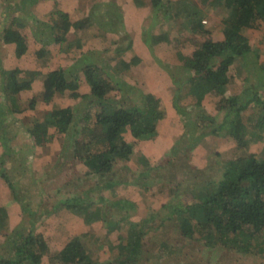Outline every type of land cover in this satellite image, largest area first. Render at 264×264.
<instances>
[{
	"label": "trees",
	"instance_id": "16d2710c",
	"mask_svg": "<svg viewBox=\"0 0 264 264\" xmlns=\"http://www.w3.org/2000/svg\"><path fill=\"white\" fill-rule=\"evenodd\" d=\"M41 1L22 0L20 3L19 0L12 4L10 9L14 8L15 11L28 7L36 9ZM153 1L155 7L147 9L146 0H136L135 9L145 16L152 13L155 17L161 8L167 7L166 15L172 22L185 18L187 32L195 37L194 49L192 48L190 54L181 50L177 56L182 63V72L187 74L188 90L197 98L198 105H202L200 103L206 97L214 99L217 111L213 116L202 109L199 111V117L194 120L186 118L189 114L186 109L177 112L182 119L175 120L173 125H176V128L167 136L173 143V149L170 150L173 158L161 162L160 165L153 164L151 156L146 157L141 154L139 158H135L138 155L136 151L138 143L158 137L160 132L158 124L167 117L160 98L153 92L147 91L140 94L141 99L137 102L132 98H128L127 101L122 99L124 101L116 102L115 106L111 104L112 99L109 98L112 91H115L111 83L118 79L112 78L107 70L119 74L129 70L134 71L135 67L141 69L150 64L152 53L155 63H162V58L156 57L153 50L157 49L161 53L162 49H166L165 45L176 43L173 40L176 35H168L162 26H159L157 31L151 28L147 34L144 32L143 39L138 37L132 39L126 46L121 44L122 46L115 48L113 45V50L109 42L106 47L110 51L106 53L114 52L111 58L103 59L102 65L95 61L82 65L79 70L83 75L82 81L90 87L87 94L79 92L81 81L71 75L73 70L68 71L59 67L48 73H40L31 70L30 62L27 61L14 66L11 70L2 68L7 99L11 106L21 111L29 107L35 109L37 101L28 98L26 93L39 85L43 88L42 97L45 104L51 103L57 95H66L68 91L71 92L73 100L83 101L93 96L101 102L96 105L101 107L100 111L94 115L93 112L86 113L83 116V125L74 133L73 128L79 123H75V111L71 107L48 111L42 119L33 118L28 132L37 147L45 146L51 139L50 127L60 136H73L75 132L77 136L83 134V139H75L74 157L78 163H83L88 168L87 174L115 176V163L135 162L137 168L128 171H132L136 177H146L152 181L151 189L157 190L154 192L156 199L152 200L155 204H151L148 212L143 216L144 224L140 225L139 222L133 221L134 211L123 213L115 222L127 226L128 230L122 240L123 243L119 246L120 254L114 258V264H141L147 233L154 228L167 233L166 226L174 217L187 239L193 240L198 236L208 243L210 249L225 248L231 258L233 254L240 257L250 256V262L260 260L259 264H264V170L261 171L264 164L263 166L259 164L257 154L251 151L253 145L264 141V64L259 63L257 54L261 48L258 46L261 40L257 41L258 44L256 41L253 42L252 45L244 35V30L258 27L264 22V0H201L205 5L208 3L214 6L213 8L217 10L215 16H218V10L223 11L219 19L213 20L223 32L222 38L216 40L207 36L210 31L206 30L203 24L207 8L199 7L193 0H178L176 4L165 0ZM218 4L219 6L216 7ZM170 9H173V13ZM9 18L5 22L2 21L0 43L13 48L12 56L21 61L24 56L32 52L27 38L20 30L26 27L27 20L17 16ZM88 20L84 21L82 18L74 21L69 13L57 9L52 13L51 24L40 21L37 24L51 26L55 43L61 45L68 40L67 36L72 30L84 29ZM262 39L264 40V34ZM105 40L101 43L102 47ZM175 45L178 47L177 44ZM46 47L47 45H44L36 52L39 58L48 54ZM85 54L93 56L96 52ZM252 64L257 66V74L253 73L254 68H249ZM243 67L247 68L245 76L238 74V69L244 71ZM234 68L237 73H231ZM22 74L25 75L24 78ZM250 74L257 75L256 83L252 82ZM121 85L131 84L124 81ZM116 90L122 89L117 86ZM22 97L28 102L26 108H22L17 103ZM114 100H119L118 96ZM248 112L249 117H247ZM192 122L196 124L193 129ZM184 139L186 144L179 149L178 145ZM4 143L5 141L0 142V178L15 196L19 188L15 182L17 179L15 175H10L8 172L12 171L5 167L12 150ZM155 143V150L166 151L169 142L156 140ZM216 144L220 146L215 147ZM94 146H99L101 150L94 152ZM196 149H202L207 156L215 153H217L216 157L220 155L224 161L221 162L224 168L221 183L212 176L209 169L206 173H201L187 163L190 158L188 154ZM177 155L178 162L175 161ZM179 164L184 165L183 169L186 172L184 178L172 174L173 169ZM256 170L259 171L258 174H254ZM125 171L127 172V169ZM159 177L163 180H158ZM129 185V181L123 177L120 182L108 184L106 190L116 189L117 186L126 188ZM183 197V202L170 205V202ZM189 199L192 201L189 202ZM15 200H17L15 204L18 205L19 200ZM185 200L188 203H184ZM104 201L103 198L100 199V203ZM158 201L161 202L159 208L156 205ZM122 202L123 199H120L118 203ZM15 204L0 206V216H3L0 220V239L4 238L1 231L8 229L11 218L16 213V209H13ZM62 205L74 215L83 217L86 225L105 222L103 207L91 212L90 209L95 205L89 202L88 198L73 194ZM157 212L161 215L165 212L160 224L156 221ZM12 232V236L7 238L13 237L15 240L11 241L13 254L0 257V264H39L48 249L44 237L33 231L22 233L19 228L13 229ZM82 238L83 236H77L72 239L55 258H59L61 264H102L87 252ZM175 253L169 250L168 256L173 259ZM153 255L155 261L158 256Z\"/></svg>",
	"mask_w": 264,
	"mask_h": 264
},
{
	"label": "rangeland",
	"instance_id": "374dc122",
	"mask_svg": "<svg viewBox=\"0 0 264 264\" xmlns=\"http://www.w3.org/2000/svg\"><path fill=\"white\" fill-rule=\"evenodd\" d=\"M12 1L14 3H11ZM18 1H0V31L3 29L1 27L2 21L9 20V17L17 16L26 19V27L20 30L27 38L32 50L31 55H26L21 61H18L12 56L14 49L0 43V128H2L0 130V142L5 141L4 144L11 147L12 151H10V157L7 158L5 167L7 170L12 171L8 172L10 175H15L17 179L15 182L19 187L14 196L9 186L0 178V206H12L17 201L15 199L20 202H18V205L15 204L13 206V209H16V213L12 216L8 229L5 228L1 231V235L4 238L0 239V257H8V255L13 254L11 241L13 240L14 242L15 240L13 237H7L12 236L13 229L19 228L22 233L27 234L33 231L35 234H41L44 237L48 249L39 264H61L59 258L56 259L55 257L68 242L77 236H83L81 240L84 248L97 261L102 264H114V258L120 254L119 246L123 243L122 240H124L128 230L127 226L115 222L119 220L123 213L134 211L133 221L139 222L140 225L144 224L143 216L146 215L151 204H155V201L152 200L156 199L154 192H157V190L151 189L152 181L146 177H136L132 173L137 168L135 162L115 163V176L113 174L108 177L87 174L88 168L83 163H78L74 157L75 139H83V134L77 136L75 132L73 136H60L55 133L54 128L50 127L49 135L51 139L48 140V143L43 147L35 146L28 132L29 124L33 118L42 119L48 111L71 107L75 111V123L80 124L73 128L74 133L77 128L83 125L82 120L86 113L93 112L94 115L97 114V111H100L101 107H96V105L101 102L93 96L83 101L73 100L71 92L68 91L65 93L66 95H57L51 103L45 104L42 97L43 88L36 85L32 91L26 93L28 98H33L37 101L36 108L30 109L29 107L21 111L13 107V105L11 106L7 99L1 69L11 70L14 66L22 64L23 61L30 62L29 66L40 70V73H48L52 69L64 67L68 71L73 70L71 75L81 81L79 92L87 94L90 91V87L82 81L83 75L79 71L82 65L92 61L102 65L103 59L111 58L114 52L106 53L110 51L106 47L109 42L113 50V45L115 48L122 46L121 44L126 46L132 39L137 37L143 39L144 32L147 34L151 28L153 31H157L158 27L162 26L168 35H176L173 39L176 43L170 46L165 45L166 49H162L161 53L157 49L153 50L156 57L162 58L161 64L155 63L156 60H154L152 53L150 55V64L144 67L139 66L141 69L135 67L134 71L129 70L119 74L107 70L108 74L113 76L112 78L118 79V81L113 80L112 83L110 82L111 86L115 87V91H112L109 96L112 99L111 104L113 106H115L116 102L122 103L124 101L122 99H125V101L129 100L128 98H132L137 102V100L141 99L140 94L147 91L153 92L161 99L162 106L167 112V117L158 124L159 135L138 143L136 148L138 155L135 157L139 158L141 154L146 157L151 156L153 164L160 165L161 162L173 158L170 151L173 149V143L167 136L176 128V125H173L175 120L182 119L177 112H182L186 109L189 113L186 118H191L192 120L199 117V111L202 109L213 116L217 114L215 101L212 98L206 97L200 103L202 105H198L197 98L188 90L187 74L182 72V63L177 56V53L181 50L187 54L192 52L195 37L187 32L185 18L172 22L166 15L167 7L161 8L155 17L152 13H148L145 16L144 13H140V11L135 9L136 0H63L61 2L60 0H42L36 6V9L34 7L20 9L19 11H15L14 8L10 9L13 6L12 4ZM165 1H172L176 4L178 0ZM193 2L199 7L207 8L208 10L203 21L206 30L210 31L207 36L210 38L215 37L216 39L223 36L221 27L213 22V20L219 19L223 11L218 10V16H215L214 13L217 10L213 8V5L208 3L205 5L201 0H193ZM146 4L147 9H152V6L155 7L153 0H146ZM218 6L219 4L216 5V7ZM57 9H64L69 12L74 21L82 18H84V21L89 19L88 22H85L87 25L85 24L86 27L84 29L72 30L67 36L68 40L61 45L55 43L51 26L38 25L39 21L51 24L52 13ZM170 12L173 13V9H170ZM263 34L264 22L258 27L244 30V35L250 40L252 45L253 42L256 41L257 43L259 39L261 40V43H257L261 47L257 53L261 64H264ZM104 39H106V42H103L102 47L101 43ZM79 44L81 47H79ZM44 45H47L48 54L39 58L35 52ZM89 52H96V55H93V57L90 54H85ZM51 55H53L52 58ZM35 57L37 61L34 64ZM250 67L255 69L253 71L254 74L258 73L255 64ZM243 68L244 71L238 69V74L241 76L246 75L245 69L247 68ZM234 70L235 68L231 70V73H237V70ZM24 77L25 75L22 74V78ZM250 77L252 82L256 83L257 75L252 76L250 74ZM124 81L133 86L121 85ZM117 86L122 90H116ZM134 86L138 88H127ZM116 96H118L119 100H114ZM17 103L22 108L28 107V102L23 97L22 100H17ZM247 117H249V112ZM191 126L193 129L196 124L192 122ZM72 138L74 139L72 140ZM156 140H167L169 142L166 151L155 150ZM185 144L186 141L184 139L179 143L178 148H183ZM219 146L220 144H216L215 147ZM93 150L98 152L101 148L94 146ZM251 151L257 154L259 164L263 166L264 141L253 145ZM216 154L208 155V157L202 149H196L188 154L190 158H188L187 163L201 173H206L209 169L212 176L221 183L224 174L221 162L224 161H222L220 155L216 157ZM178 157L177 155L175 158L176 162H178ZM183 167V164H179L178 167L173 169L172 174L184 178L186 172ZM125 169H127V172ZM128 170L132 171L129 172ZM263 170L264 168L261 171ZM254 172V174H258L259 171L256 170ZM120 175L123 176L118 178ZM123 177H126L129 181L130 185L128 187L117 186L116 189L106 190L108 184L120 182ZM252 178L253 175L252 177L250 176L251 180ZM158 180L162 181L163 178L159 177ZM20 181L24 185L20 184ZM73 194L88 198L89 202L95 205L90 209L91 212H94L98 207H103L105 222L101 221L86 225L83 217L76 216L65 208L62 204ZM102 198L105 200L104 203H100ZM120 199H123L122 203H118ZM183 199L184 197L170 202V205H173L171 203L183 202ZM191 201L192 199H189V202ZM184 203H188L187 200ZM160 204V201L156 202L158 208ZM17 206L19 207L16 208ZM157 213L156 221L160 224L165 212H163V215L160 212ZM2 218L3 216H0V220ZM171 221L166 226L168 229L167 233H164L159 228H154L147 233L145 252L142 255L141 264H259L260 260L258 262L256 260L250 262V256L240 257L233 254V258H231L225 248L210 249L208 243L199 239L198 236L193 238V240L187 239L183 235L181 228L178 227L176 217ZM169 250H172L173 253L176 252L173 259L168 256ZM153 254L158 256L155 261L153 260L155 257Z\"/></svg>",
	"mask_w": 264,
	"mask_h": 264
},
{
	"label": "crops",
	"instance_id": "0c3cea01",
	"mask_svg": "<svg viewBox=\"0 0 264 264\" xmlns=\"http://www.w3.org/2000/svg\"><path fill=\"white\" fill-rule=\"evenodd\" d=\"M61 1H63V0H60V2H61ZM65 1H70V0H65ZM40 3H41V2H40ZM61 10H63L64 12H67V11H65L64 9H61ZM67 13H69V12H67ZM214 38H215V37H214ZM221 38H222V37H220V38H218V39H221ZM215 39H216V38H215ZM38 49H39V48H38ZM38 49H37V50H38ZM35 53H36V52H35ZM50 54H51V52H50ZM29 55H31V53H29L28 56H29ZM52 57H53V55H51V58H52ZM36 61H37V60H36V57H35V59H34V64L36 63ZM27 68H28V67H27ZM63 68H64V67H63ZM30 69L36 71V69H34L33 66L30 67ZM52 70H53V69H52ZM37 71H40V70H37ZM43 73H44V72H43Z\"/></svg>",
	"mask_w": 264,
	"mask_h": 264
}]
</instances>
